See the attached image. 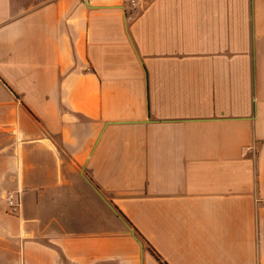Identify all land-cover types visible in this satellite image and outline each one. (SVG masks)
I'll return each mask as SVG.
<instances>
[{
  "label": "crops",
  "instance_id": "1",
  "mask_svg": "<svg viewBox=\"0 0 264 264\" xmlns=\"http://www.w3.org/2000/svg\"><path fill=\"white\" fill-rule=\"evenodd\" d=\"M162 263L264 264V0H0V264Z\"/></svg>",
  "mask_w": 264,
  "mask_h": 264
},
{
  "label": "built area",
  "instance_id": "2",
  "mask_svg": "<svg viewBox=\"0 0 264 264\" xmlns=\"http://www.w3.org/2000/svg\"><path fill=\"white\" fill-rule=\"evenodd\" d=\"M7 202L11 213L18 214L21 211V202L16 200L13 194H8Z\"/></svg>",
  "mask_w": 264,
  "mask_h": 264
},
{
  "label": "trees",
  "instance_id": "3",
  "mask_svg": "<svg viewBox=\"0 0 264 264\" xmlns=\"http://www.w3.org/2000/svg\"><path fill=\"white\" fill-rule=\"evenodd\" d=\"M161 261V260H160ZM162 264H166V263H162Z\"/></svg>",
  "mask_w": 264,
  "mask_h": 264
}]
</instances>
